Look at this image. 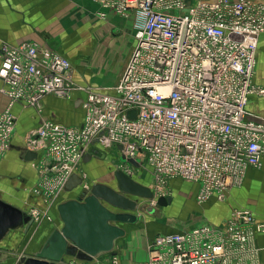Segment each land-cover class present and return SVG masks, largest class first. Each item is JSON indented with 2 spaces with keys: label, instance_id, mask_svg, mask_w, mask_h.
Listing matches in <instances>:
<instances>
[{
  "label": "built area",
  "instance_id": "2783aa9c",
  "mask_svg": "<svg viewBox=\"0 0 264 264\" xmlns=\"http://www.w3.org/2000/svg\"><path fill=\"white\" fill-rule=\"evenodd\" d=\"M92 1L101 20L134 17V46L110 92L77 86L70 61L52 48L35 41L0 46L1 91L9 101L0 113V160L17 128L13 105L40 112L46 97L85 93L81 125L46 120L25 137V148L38 154L31 193L41 205L29 206L28 215L34 223L51 220L54 201L73 173L83 177L82 159L92 149H115L118 160L138 162L119 167L129 176L147 169L156 198L168 197L170 181L179 179L198 185L200 202L223 200L250 168L262 166L264 118L247 105L264 97L253 81L264 0ZM256 235H264V222L235 208L223 228L155 236L140 264H260ZM106 264L119 261L113 255Z\"/></svg>",
  "mask_w": 264,
  "mask_h": 264
},
{
  "label": "crops",
  "instance_id": "0c3cea01",
  "mask_svg": "<svg viewBox=\"0 0 264 264\" xmlns=\"http://www.w3.org/2000/svg\"><path fill=\"white\" fill-rule=\"evenodd\" d=\"M93 3L97 8L98 13L100 8L95 2ZM56 5L55 2H53V6L52 3L44 4L42 11L40 5H38L37 11L27 12L29 5L27 6L26 0H0V46L2 44L16 46L24 41H35L41 45L56 50L62 56L67 58L55 46L50 36L45 33V28L50 26L47 25V27H42L41 25L33 23L35 15L38 16V14H45L46 9H48L49 12V10ZM100 21L110 22L109 32L112 37H116L113 38L114 40L110 41L112 48L120 57L124 54L128 58L134 46L133 15L121 17L111 13L107 14L104 20L100 19ZM121 64L122 59L120 58L110 79L104 80L101 85L98 86L86 79H82L79 75H76L73 64L71 63L73 82L80 87L101 88L105 92H110V90L118 83L121 76L120 74H122ZM253 81L255 84L264 87V34L260 35L258 41ZM2 87L3 83L0 81V113L7 107L9 102L7 96L1 91ZM84 98L85 93L83 91H75L71 99L46 97L41 103L40 112L36 109L24 107L21 104L13 105L12 111L17 117V128L12 138L10 149L0 160V194L4 201L17 208L35 206V204L41 207L39 200L31 193V189L35 186L38 177L37 171L34 168L36 159L25 161L21 156V150L26 149L25 137L29 131L38 128L41 123L46 120H52L67 125H81L83 120L81 102ZM247 109L252 114L264 118V97L250 98ZM100 158L99 155H92L91 160L86 165L82 163L83 172H89V166L94 160ZM135 172H142L144 175H147V181H152L151 175L147 169ZM142 173H136L138 178ZM244 181L251 182L252 184L255 183L257 185H261V183L264 182V155L262 157L261 168H250L246 173ZM145 185L149 186L148 182ZM181 186L183 188L182 192L187 191L189 194L193 192L194 196H196L198 191L197 184L187 183L179 179L171 180L169 183V187L172 190H175L177 187L180 188ZM76 195L77 192L74 191L69 194L62 192L58 199L59 202H61L69 199L67 196L75 198ZM57 205L49 210V215L51 217L50 221L41 220L40 222L33 223L28 231H25L24 228H20L10 231L6 235V237L0 242V264H16L21 256H29L39 243L40 239L43 236H46L52 228L59 229L61 227V222L56 211ZM235 208L246 207L234 206L233 209ZM233 209H230L228 215ZM152 213H154V211ZM152 213L148 214L152 215ZM261 215L264 216V212H262ZM138 223L139 219L134 224H123L121 226L125 231V235L116 240L111 253L101 254L94 258L90 263L76 262V264H106L113 255L118 256L120 264H140L147 259V246L155 236L174 232L167 231L163 233H155L154 235L147 237V241L146 237H142L141 234H134L132 239L131 237L129 238L130 227L135 226ZM255 243L259 248L261 263L264 264V235H256Z\"/></svg>",
  "mask_w": 264,
  "mask_h": 264
},
{
  "label": "rangeland",
  "instance_id": "374dc122",
  "mask_svg": "<svg viewBox=\"0 0 264 264\" xmlns=\"http://www.w3.org/2000/svg\"><path fill=\"white\" fill-rule=\"evenodd\" d=\"M26 2L27 6L29 5L27 12L37 11L38 5L42 11L44 4L52 3V6L53 2L57 4L49 12L46 9L45 14L35 15L33 23L42 27L50 26L45 28V33L73 64L76 75L100 86L104 80L110 79L120 58L121 73L123 72L129 57L124 54L120 57L113 50L110 41L116 37H112L109 32L110 22L100 21L97 8L91 0H26ZM99 154L101 158L94 160L89 166V172H84L83 179L87 184L97 182L114 187L113 171L122 170L119 167L118 153L115 149H100ZM135 171L131 177L152 191V181H147V175ZM136 173L142 175L138 178ZM143 181L145 184L148 182L149 186ZM182 191V186L175 190L170 189L168 197L171 198V202L166 206H158L155 196L153 200L137 198L138 208L134 213L138 216L139 223L130 227L128 237L132 239L134 234H141L147 241V237L155 233L189 230L200 225L223 228L229 217L228 212L234 206L250 209L259 221L264 222V216L261 215L264 212V182L257 185L243 181L239 186L230 187L223 200L211 197L200 202L193 192L189 194ZM54 202V206L60 203L59 199ZM147 208H153L154 213L149 215ZM116 257L120 264L118 256ZM258 259L262 264L259 255Z\"/></svg>",
  "mask_w": 264,
  "mask_h": 264
},
{
  "label": "water",
  "instance_id": "95a60500",
  "mask_svg": "<svg viewBox=\"0 0 264 264\" xmlns=\"http://www.w3.org/2000/svg\"><path fill=\"white\" fill-rule=\"evenodd\" d=\"M133 118V112L128 114ZM120 150L121 148L118 147ZM92 155H100L90 150L82 163L86 165ZM22 159L32 161L38 154L27 149L21 150ZM119 161L134 168L135 160L120 155ZM114 187L104 183L84 185L82 176L73 173L66 181L63 192H77L75 198L66 199L56 206L61 222L59 229L52 228L43 236L29 256H21L16 264H76L90 263L101 254L111 253L116 240L124 237L123 224H134L138 216L137 198L154 199L149 187L142 185L120 169L113 171ZM170 197H158L157 205L166 206ZM29 207L17 208L4 201L0 194V242L10 231L24 228L28 231L34 223L28 215ZM148 213L153 208H147Z\"/></svg>",
  "mask_w": 264,
  "mask_h": 264
}]
</instances>
